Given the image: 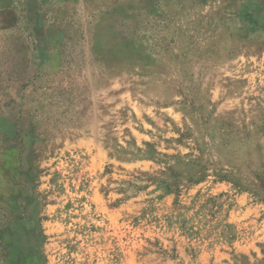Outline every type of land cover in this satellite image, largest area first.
<instances>
[{
  "label": "rangeland",
  "instance_id": "374dc122",
  "mask_svg": "<svg viewBox=\"0 0 264 264\" xmlns=\"http://www.w3.org/2000/svg\"><path fill=\"white\" fill-rule=\"evenodd\" d=\"M246 1L172 3L122 77L54 83L41 129L4 116L0 239L22 204L21 264H264V0Z\"/></svg>",
  "mask_w": 264,
  "mask_h": 264
},
{
  "label": "crops",
  "instance_id": "0c3cea01",
  "mask_svg": "<svg viewBox=\"0 0 264 264\" xmlns=\"http://www.w3.org/2000/svg\"><path fill=\"white\" fill-rule=\"evenodd\" d=\"M184 2L186 0H0V98L11 99L9 106L0 103V129H10L11 124L3 118L15 109L14 112L20 114L18 127L43 128L46 123L42 121L48 113L47 99L54 95V89L50 91L53 84L75 82L81 90L80 84L87 78L85 69L92 65L99 68L105 79L122 77L124 51H130L137 65L149 56L148 45L136 35L139 20L164 15L172 3L180 6ZM85 60L89 63H84ZM101 90L99 84L92 91ZM68 108L67 113H71L72 109ZM62 124L58 126L62 130L83 128L73 126L72 122ZM62 142L58 153L66 154L74 142L69 138ZM21 206L12 208L18 213L14 214V221L4 227L0 239L8 264L23 263L32 247L25 207Z\"/></svg>",
  "mask_w": 264,
  "mask_h": 264
}]
</instances>
